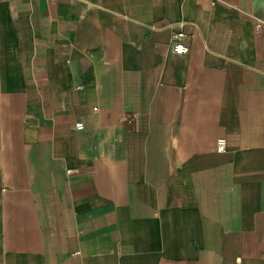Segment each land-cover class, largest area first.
Listing matches in <instances>:
<instances>
[{
	"label": "crops",
	"instance_id": "1",
	"mask_svg": "<svg viewBox=\"0 0 264 264\" xmlns=\"http://www.w3.org/2000/svg\"><path fill=\"white\" fill-rule=\"evenodd\" d=\"M258 20L264 0L1 1L0 264H264Z\"/></svg>",
	"mask_w": 264,
	"mask_h": 264
},
{
	"label": "built area",
	"instance_id": "2",
	"mask_svg": "<svg viewBox=\"0 0 264 264\" xmlns=\"http://www.w3.org/2000/svg\"><path fill=\"white\" fill-rule=\"evenodd\" d=\"M3 0H0V2ZM264 27V22L262 20H258L256 22V28L258 31L262 30ZM186 34L182 29L174 32L173 34V42L171 43L170 50L175 54H186L189 52V46L185 43ZM79 127H82V124H78ZM227 143L224 138H221L217 142V151L222 153L226 152ZM71 172V170H69Z\"/></svg>",
	"mask_w": 264,
	"mask_h": 264
}]
</instances>
